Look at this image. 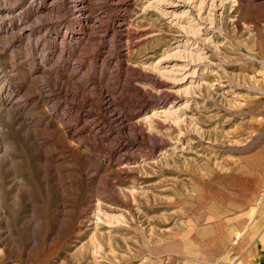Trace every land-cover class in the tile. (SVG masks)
<instances>
[{"label": "rangeland", "instance_id": "obj_1", "mask_svg": "<svg viewBox=\"0 0 264 264\" xmlns=\"http://www.w3.org/2000/svg\"><path fill=\"white\" fill-rule=\"evenodd\" d=\"M64 1L0 0V101L20 95L0 109V264H264V0L225 7L221 51L208 52L209 87L189 94L194 127L154 117L142 148L109 110L71 95L89 72L80 58L96 41L81 40L102 0ZM77 1L87 17L73 11ZM133 1L102 23L107 42L126 17L131 32L118 45L128 71L119 81L155 96L147 113L160 95L149 67L181 36L143 11L147 0ZM110 56L90 81L111 80L117 51ZM87 119L111 136L88 135ZM70 128L81 132L74 138ZM121 140L119 158L112 148Z\"/></svg>", "mask_w": 264, "mask_h": 264}, {"label": "bare ground", "instance_id": "obj_2", "mask_svg": "<svg viewBox=\"0 0 264 264\" xmlns=\"http://www.w3.org/2000/svg\"><path fill=\"white\" fill-rule=\"evenodd\" d=\"M237 1L238 0H147V5L144 7L143 11L145 8L147 9V7H149L156 11L163 18H166L169 26L179 32L181 39H179V41L175 43L173 47L171 46V48L165 50L163 54L161 53L162 56L149 67L148 71L151 72L152 75L154 74V77L158 78L159 80V83L156 86V92H158L160 95L157 96L156 99L158 100L157 107H153L149 112L146 113L149 108L147 104H149L151 98L153 99L155 96L153 97L149 93L144 92H142L141 95H138L137 92L127 91V86H124L126 83L123 85L119 81L122 74L125 71H128V63L125 60V57H127L125 51L127 50L123 48V46L118 45L119 41L124 38L127 39L129 32H131L128 27L129 25L126 22V17H123L121 20L117 21L116 24H113V26L111 25L113 39H108L107 42L105 39L108 30L106 29V25H103L104 23H102L107 10L110 9L112 11L113 9L117 10L119 8L122 10V13L126 15L127 9H125V7H131L134 1L102 0V2L98 3L97 5H100L98 7V13L93 16L94 19L92 22L85 25L83 34H86V36L85 39L81 40L82 44L96 41L94 48L90 51V54L84 53V56L80 58L81 61L87 60L89 72L87 74L83 72V75L80 74V77H76L77 79L75 78L76 81L73 80L75 82V84H73L76 85L78 89L80 87L79 90L81 93L80 91L78 92L77 88H75L71 92V95L74 97V99L76 98V100L78 97H80L82 101V107L89 106L91 108V106L96 105V110L98 112H106V110H109V113L111 114L110 121L117 123L124 133H130L132 135V141H130V144L134 147L144 146L145 140L149 137L147 135L148 126L146 128V125L148 124L150 129V127H152L150 122L152 119H154V117H164L166 121L171 122V125L177 124L183 126L187 124V126L194 127L195 123L189 118L187 113V110H189L191 104V102H189L191 100H189V98H191L189 97V94H196L202 89L209 87V83L206 79L212 72L211 65L213 62H211V54L208 52L211 51L212 53H220L221 44L219 43L220 41H216V33L222 32L221 26L219 27V25H223L222 23L225 7L227 4ZM62 4L65 8V6H67L66 0ZM121 7L123 9H121ZM60 11V8H58L57 13ZM73 11L80 19L87 17L89 14L82 1H77L76 4H73ZM82 30L83 29H81V31ZM99 33L100 35H98ZM105 44H107V46L102 47ZM101 50H104L103 56L105 55V57L103 59H99L101 57H99ZM112 50L117 51V56L114 57L115 62L109 67L110 71L108 72L109 75H111V80H113H109L105 85L93 83L90 81L92 80L91 75L96 73L97 69H100L101 74V71H103L104 68L103 66L107 64L106 60L104 62V59L111 55ZM99 63L101 64L100 67H96ZM74 68L77 71L80 70L79 68H81V65L79 64V61H77V65H75ZM147 79L149 80V78ZM150 79L151 83H156V80L153 78ZM3 88L4 87H2V89ZM3 92L4 90L0 92V98L3 97ZM126 92L128 93V96H125L124 93ZM95 96H97V98H95ZM181 96L182 102L176 100L181 98ZM18 98L15 100L11 98L2 99L0 101V109L6 108L8 105H11V107L19 105L17 103L19 100ZM169 101H171L170 105H168ZM117 105L121 106V108L118 107L117 109ZM92 109L91 111H93ZM95 121L96 120L91 119L88 120L83 127V130H85L88 135H93L92 137L94 138L101 136L100 140L106 141V139H108L111 135H102L99 125H97ZM69 132L74 138H76L81 131L70 128ZM124 144H126L124 143V140L117 141L115 146L112 148L113 152L117 153L119 158H122L120 157V153L124 152ZM147 148L151 149L149 147Z\"/></svg>", "mask_w": 264, "mask_h": 264}]
</instances>
